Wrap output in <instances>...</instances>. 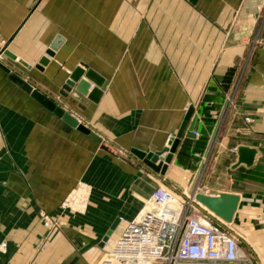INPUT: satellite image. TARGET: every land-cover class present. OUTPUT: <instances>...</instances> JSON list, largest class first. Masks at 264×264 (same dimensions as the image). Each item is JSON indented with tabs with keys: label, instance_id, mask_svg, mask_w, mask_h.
Segmentation results:
<instances>
[{
	"label": "crops",
	"instance_id": "obj_1",
	"mask_svg": "<svg viewBox=\"0 0 264 264\" xmlns=\"http://www.w3.org/2000/svg\"><path fill=\"white\" fill-rule=\"evenodd\" d=\"M263 2L0 0V63L101 139L69 127L0 67V264H100L106 238L161 183L182 192L203 168L211 181L199 192L240 198L231 227L264 264V40L238 68ZM79 69L105 80L97 103L65 92ZM190 108L195 137L180 141L165 176L145 167L136 154L165 158ZM241 147L256 151L251 166L238 164ZM77 189L89 192L85 210L60 214ZM41 211L60 229L47 231Z\"/></svg>",
	"mask_w": 264,
	"mask_h": 264
},
{
	"label": "built area",
	"instance_id": "obj_2",
	"mask_svg": "<svg viewBox=\"0 0 264 264\" xmlns=\"http://www.w3.org/2000/svg\"><path fill=\"white\" fill-rule=\"evenodd\" d=\"M196 194L160 184L122 234L105 242L100 264H254L242 249L241 236L199 204Z\"/></svg>",
	"mask_w": 264,
	"mask_h": 264
},
{
	"label": "water",
	"instance_id": "obj_3",
	"mask_svg": "<svg viewBox=\"0 0 264 264\" xmlns=\"http://www.w3.org/2000/svg\"><path fill=\"white\" fill-rule=\"evenodd\" d=\"M60 43L61 40H57V42L52 46L50 52H48L47 54L49 57H53L54 52L59 48ZM3 53L11 61L16 60V57L10 54L9 52L4 51ZM48 64L49 60L45 58L41 61L40 66L45 67ZM0 67L9 74V79L11 81L18 84L26 92L31 94L37 102H39L44 108L55 114V116L60 118L69 127L77 129L79 132L89 136L97 143L101 142L100 137L94 131H92L84 123L76 119L61 104L57 103L54 99L45 95L40 90L35 89L31 84L26 83L19 75L14 73V70H12L11 68H8L2 65L1 63ZM83 76H85V80H82ZM70 79L71 81H69L66 87L64 88L65 92L71 93L76 98L83 97L94 103H97L99 101L102 95L101 89L105 84V80L96 72H94L93 70H88L87 72H85L84 70L79 69L74 74H72ZM92 84L95 88L92 86ZM193 113V108H190L186 114L185 121L179 129L175 140L171 144V148L168 150V154L165 158L162 157L161 153L154 154L149 152L147 154H136L145 167L160 174L161 176H165L169 165L172 162L173 155L177 151L180 141L184 138V136L188 138L195 137L194 131L196 118L192 120L191 125L188 128V124L193 117ZM255 155V150L246 147H241L238 150V164H245L247 166H251L254 162ZM195 198L199 204L205 207L215 217L227 224H231L233 222L240 203V198L238 196L226 193H218L214 196L198 193L196 194ZM107 240L108 239L106 238L105 242Z\"/></svg>",
	"mask_w": 264,
	"mask_h": 264
},
{
	"label": "rangeland",
	"instance_id": "obj_4",
	"mask_svg": "<svg viewBox=\"0 0 264 264\" xmlns=\"http://www.w3.org/2000/svg\"><path fill=\"white\" fill-rule=\"evenodd\" d=\"M254 24H255V28L252 32L250 39H248V41H247L248 46H249V51L247 53L245 60L238 65V68L240 70L242 68L243 72L247 70L249 63H250L252 57L254 56L255 50L261 46V44L263 43V40H264V2L261 5V7L259 8L258 14L254 20ZM230 103H232V102H230ZM210 181L211 180H210V178H208L205 168H203L187 186H185L181 189V191L186 192L188 194H191L196 190V191H198V193H201V192H199L198 189L206 191L205 188L207 187L208 184H210L209 183ZM161 185H162V183H161ZM79 186H81V184H79ZM79 191L80 190L77 189V190L71 192V194L61 204V206H60L61 213L60 214L67 212V211H71L72 213H77V212L80 213V212L85 210V208H86L85 207V203H86L85 201L87 198L86 196H88L89 192L85 193V195H80L79 196L81 198L80 199L77 197L78 194H76ZM73 196H74V198L75 197L76 198L74 199ZM69 198L74 199V204L67 203V200ZM82 199H84V200H82ZM75 202H76V204H75ZM77 204H79V205H77ZM39 218L41 220L42 225L44 226V228L47 231H57L61 227V223L59 221V219H60L59 216H56V219H55V217H53V215H51L50 213H47L45 211H41V212H39ZM46 222H51L52 226L51 227L46 226ZM236 233L239 234L242 238V234L240 233V231H236ZM4 243H6V242H4ZM241 243H242V249L245 252H247V254H249V256H251L253 259V254L251 253V249L252 250H254V249L252 248L250 242L247 239L242 238Z\"/></svg>",
	"mask_w": 264,
	"mask_h": 264
},
{
	"label": "bare ground",
	"instance_id": "obj_5",
	"mask_svg": "<svg viewBox=\"0 0 264 264\" xmlns=\"http://www.w3.org/2000/svg\"><path fill=\"white\" fill-rule=\"evenodd\" d=\"M76 194H78L77 197L80 198L79 196H80V195H83V194H85V193H84L83 191H79V192L76 193ZM73 198H74V196H73ZM75 198H76V197H75ZM75 198H74V199H75ZM80 199H81V198H80ZM82 200H84V199H82ZM77 201H78V200H77ZM78 203H79V202H78ZM75 204H76V202H75ZM77 205H79V204H77ZM80 205H81V204H80ZM78 207H79V206H78Z\"/></svg>",
	"mask_w": 264,
	"mask_h": 264
}]
</instances>
